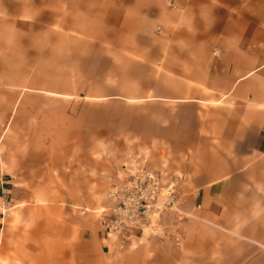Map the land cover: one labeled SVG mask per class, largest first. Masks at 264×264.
<instances>
[{
    "label": "crops",
    "instance_id": "obj_1",
    "mask_svg": "<svg viewBox=\"0 0 264 264\" xmlns=\"http://www.w3.org/2000/svg\"><path fill=\"white\" fill-rule=\"evenodd\" d=\"M140 168L172 264H264V0H0V254L28 221L40 264H118L96 212Z\"/></svg>",
    "mask_w": 264,
    "mask_h": 264
},
{
    "label": "rangeland",
    "instance_id": "obj_2",
    "mask_svg": "<svg viewBox=\"0 0 264 264\" xmlns=\"http://www.w3.org/2000/svg\"><path fill=\"white\" fill-rule=\"evenodd\" d=\"M152 171L158 173L156 170ZM101 197L111 198L115 202L110 194ZM184 200H187L186 195L181 198V203H184ZM173 201L178 205V197L174 198ZM98 209L97 215L108 212L110 214L112 210L108 211L103 207ZM183 220L184 215L178 212L173 205L164 207L162 210L154 207L144 213L140 227L110 232L109 238L117 243L115 248L110 247L113 249V256L117 255V263L172 264V251L167 246L173 244L171 238L173 236V222ZM28 223V221H24L15 226L14 234L10 236L4 255L0 254V264H40L39 259H36L34 254L47 250L52 251L55 255L64 250L56 243L57 238L55 236L52 238L38 230L40 228L44 230L45 226L35 227ZM81 248L85 252L93 250V247L87 244ZM74 252L70 251L72 254ZM46 260V264H62L59 258L53 257ZM113 262L114 258L107 253L105 263L112 264ZM66 264H84V262L81 259L69 258Z\"/></svg>",
    "mask_w": 264,
    "mask_h": 264
},
{
    "label": "built area",
    "instance_id": "obj_3",
    "mask_svg": "<svg viewBox=\"0 0 264 264\" xmlns=\"http://www.w3.org/2000/svg\"><path fill=\"white\" fill-rule=\"evenodd\" d=\"M173 184L163 183L158 173L140 168L124 177L110 192L115 206L107 215L108 231L132 230L140 227L144 213L150 208L162 210L173 204Z\"/></svg>",
    "mask_w": 264,
    "mask_h": 264
}]
</instances>
